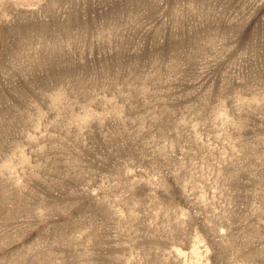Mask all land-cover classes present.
<instances>
[{"label":"rangeland","instance_id":"374dc122","mask_svg":"<svg viewBox=\"0 0 264 264\" xmlns=\"http://www.w3.org/2000/svg\"><path fill=\"white\" fill-rule=\"evenodd\" d=\"M0 264H264V0H0Z\"/></svg>","mask_w":264,"mask_h":264}]
</instances>
